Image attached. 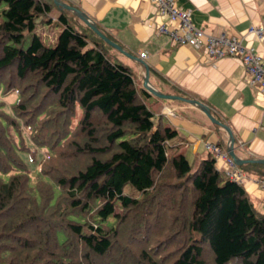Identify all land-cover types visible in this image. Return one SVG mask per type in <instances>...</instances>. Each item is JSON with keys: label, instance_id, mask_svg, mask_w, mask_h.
Returning <instances> with one entry per match:
<instances>
[{"label": "trees", "instance_id": "trees-1", "mask_svg": "<svg viewBox=\"0 0 264 264\" xmlns=\"http://www.w3.org/2000/svg\"><path fill=\"white\" fill-rule=\"evenodd\" d=\"M53 4L0 0V264H264V209L179 152L105 41L63 9L23 46Z\"/></svg>", "mask_w": 264, "mask_h": 264}, {"label": "crops", "instance_id": "crops-1", "mask_svg": "<svg viewBox=\"0 0 264 264\" xmlns=\"http://www.w3.org/2000/svg\"><path fill=\"white\" fill-rule=\"evenodd\" d=\"M86 13L124 52L105 46L112 60L128 67L138 86H142L146 68L148 82L157 91L195 99L216 118L225 122L233 135V149L241 159H264V94L243 79L238 57L225 56L205 63L204 47L176 44L168 35L157 34L151 0H65ZM181 8H190L195 24L213 35L245 34V42L264 57V38L246 34L247 27L258 24L264 15V0H175ZM49 24L60 27L64 17L50 14ZM145 52L141 57L139 53ZM146 102L154 113L177 130L172 144L190 162L212 154L207 142L227 151L225 130L213 123L193 102L162 98L152 93ZM228 153V152H227ZM219 165L222 161H217ZM247 178L243 183L255 206L264 208V188L256 180L264 175V163L246 161L237 164Z\"/></svg>", "mask_w": 264, "mask_h": 264}, {"label": "built area", "instance_id": "built-area-1", "mask_svg": "<svg viewBox=\"0 0 264 264\" xmlns=\"http://www.w3.org/2000/svg\"><path fill=\"white\" fill-rule=\"evenodd\" d=\"M151 1L155 6V15L160 18L155 24L157 34L168 35L176 44L204 47L201 59L205 63H213L225 56L238 57L243 66L245 82L264 94V57L244 41L245 34L213 35L193 22L190 8H181L175 0ZM245 32L258 39L264 38V15L258 24L251 23ZM139 55L143 57L145 52L141 51ZM205 146L216 158V167L225 176L243 185L247 176L238 169L234 158L215 143L207 142ZM220 160L221 165L217 162ZM256 182L264 188V177H259Z\"/></svg>", "mask_w": 264, "mask_h": 264}, {"label": "water", "instance_id": "water-1", "mask_svg": "<svg viewBox=\"0 0 264 264\" xmlns=\"http://www.w3.org/2000/svg\"><path fill=\"white\" fill-rule=\"evenodd\" d=\"M53 2L60 8L68 10L70 13L74 14L83 24H85L86 26H88L95 34H97L103 41H105L106 43H108L109 45L117 48L118 50L123 51V49L121 48V46L119 44H117L115 41H113L111 38H109L104 32H102L98 26L95 24V22L86 14L84 13L82 10H80L79 8H77L76 6L70 4L69 2L65 1V0H53ZM148 76H149V70L146 68V72H145V76L143 78V83L142 86L148 90V92L158 96V97H162V98H178V99H183V100H187L189 102H193L195 103L206 115L207 117L215 124L221 126L227 135V152L228 154L234 158L236 164H240L242 162H246V161H255V162H260V163H264V159H241L239 157H237L234 153V149H233V135L231 133V130L229 129L228 125L223 122L222 120L214 117L208 110V108L203 105L201 102L195 100V99H191V98H186V97H182V96H178V95H173V94H166V93H161L159 91H157L153 86H151L148 82Z\"/></svg>", "mask_w": 264, "mask_h": 264}, {"label": "rangeland", "instance_id": "rangeland-1", "mask_svg": "<svg viewBox=\"0 0 264 264\" xmlns=\"http://www.w3.org/2000/svg\"><path fill=\"white\" fill-rule=\"evenodd\" d=\"M49 13L57 15V16L66 17V13L64 12V10L62 8L58 7L56 4L52 5ZM72 21L76 22V20H72ZM83 25H85V24H83ZM60 28H61L60 24L57 22H54L51 24H49V22L36 23L33 30H25L24 31L23 46L28 45V43L30 42V40L32 38L33 33H37L46 44L54 45V43L56 41V36H57L58 32L60 31ZM16 94H17L16 89L11 88V89L7 90L5 98L8 100H13ZM78 112H80L79 107H78ZM76 118H77V116H76ZM24 126H23L24 131L28 130V126H25V127ZM133 191H134V188L129 183L124 185V192L131 194ZM258 209L263 210L264 208H260V206H258ZM88 240L91 242V244H95L98 241V240L96 241L95 238H93V239L89 238Z\"/></svg>", "mask_w": 264, "mask_h": 264}]
</instances>
